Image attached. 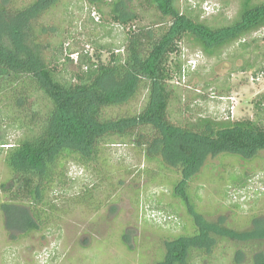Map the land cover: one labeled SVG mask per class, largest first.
<instances>
[{
	"label": "trees",
	"instance_id": "16d2710c",
	"mask_svg": "<svg viewBox=\"0 0 264 264\" xmlns=\"http://www.w3.org/2000/svg\"><path fill=\"white\" fill-rule=\"evenodd\" d=\"M85 1L100 11L102 5L110 6L108 15L123 27L132 23L122 44L100 47L110 50L109 61L75 46L70 31L65 34L61 27L42 22L45 15L66 7L65 0H0V151L10 174L1 183L10 198L0 204L6 230L29 234L59 223L58 212L64 211L56 199L69 188L71 163L88 171L95 182L71 197L66 209L82 204L100 210L103 199L113 200L124 190L119 172L126 166L112 162L110 145L129 144L147 162L156 163L152 182L170 184L192 221V231L165 241V256L155 264L211 262L224 243L232 251L226 264H264V221L252 215L251 227L243 230L223 217L206 221L196 208L192 187L210 156L229 153L246 160L264 150V93L255 104V119L232 120L230 112L227 118L176 119L174 108L178 111L182 98L170 82L182 79L186 69L169 64L185 38L213 57L263 28L264 1L239 0L236 17L216 27L182 13L178 0H141L169 18L157 29L162 20L134 29L139 16L124 0ZM138 98L144 104L137 112H108ZM10 128L20 135L11 139ZM136 170L139 175L151 173L148 168ZM166 170L180 178L167 179Z\"/></svg>",
	"mask_w": 264,
	"mask_h": 264
},
{
	"label": "rangeland",
	"instance_id": "374dc122",
	"mask_svg": "<svg viewBox=\"0 0 264 264\" xmlns=\"http://www.w3.org/2000/svg\"><path fill=\"white\" fill-rule=\"evenodd\" d=\"M261 1L264 0H253V3ZM65 2L66 7L53 16L52 13L45 15L42 22L61 27L65 34L70 31L75 46L85 47L90 55L99 52L104 61H109L110 50L100 47L122 44L132 23L128 27L115 23L107 13L110 6L105 4L100 11L85 0ZM124 5H130L139 16L133 22L134 29L160 20L156 29L162 28L169 21L155 7L144 6L141 0H124ZM177 6L182 13L193 18L200 16L218 27L236 17L240 1L178 0ZM185 39L179 44L180 51L171 54L169 63L174 69L177 64L186 69L182 79L175 76L170 82L178 86V95L182 98L178 111L174 108L175 118L194 115L227 118L230 112L232 120L255 119V104L262 100L264 93V72L260 70L264 67V27L213 57H208L201 48ZM73 57L77 58V55L73 54ZM143 104V99L138 98L108 112L113 115L137 112ZM8 132L11 139L20 135L15 129L10 128ZM110 146L114 155L112 162L126 166L119 172L124 178V190L114 194L113 200L103 199V207L98 211L82 204L66 209L65 204L71 197L95 182L88 171L71 163L67 178L69 188L56 199L64 211L58 212L62 217L59 223L29 234L19 229L10 233L4 226L5 218L0 209V264H155L165 256L166 240L192 231L187 208L173 195L172 186L152 182L151 176L158 172L156 163L147 162L143 154L129 144ZM4 157L5 153L0 151V204L10 201L1 187V183L8 182L10 177ZM137 168H148L151 173L139 175ZM199 173L192 187L196 208L204 220L216 221L223 217L226 223L239 230L251 227L249 218L252 215L264 221V150L246 160L229 153L210 156ZM163 176L180 178L173 170H166ZM53 195L56 197L55 193ZM149 207L173 214L176 223L172 225L175 222L172 221L160 226L149 221L144 216V210ZM226 244L220 245L210 263L230 261L232 251ZM209 262L199 263L194 259L192 264Z\"/></svg>",
	"mask_w": 264,
	"mask_h": 264
},
{
	"label": "built area",
	"instance_id": "2783aa9c",
	"mask_svg": "<svg viewBox=\"0 0 264 264\" xmlns=\"http://www.w3.org/2000/svg\"><path fill=\"white\" fill-rule=\"evenodd\" d=\"M144 211L145 218L162 226H165L166 224H169L172 221H177V218L173 214H168L166 213V211L164 212L162 210H158L157 208L155 209L154 207H149V209L146 208V210ZM176 221L172 223V225L175 224Z\"/></svg>",
	"mask_w": 264,
	"mask_h": 264
}]
</instances>
